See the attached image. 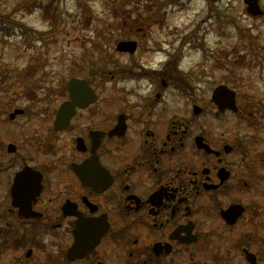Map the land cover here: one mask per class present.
<instances>
[{
  "label": "flooded vegetation",
  "instance_id": "af4514ba",
  "mask_svg": "<svg viewBox=\"0 0 264 264\" xmlns=\"http://www.w3.org/2000/svg\"><path fill=\"white\" fill-rule=\"evenodd\" d=\"M136 40L134 52L116 49L127 66L109 58L114 68L56 86L48 74L0 73V264H264V153L254 149L264 102L242 101L245 78L233 72L263 58L224 50L218 85L235 91L237 109L220 111L180 68L181 47L152 43L140 60ZM72 79L85 87L57 129ZM52 241L62 249L38 251Z\"/></svg>",
  "mask_w": 264,
  "mask_h": 264
},
{
  "label": "rangeland",
  "instance_id": "374dc122",
  "mask_svg": "<svg viewBox=\"0 0 264 264\" xmlns=\"http://www.w3.org/2000/svg\"><path fill=\"white\" fill-rule=\"evenodd\" d=\"M51 1L0 0V14L11 18L8 25L12 28L19 23L25 32L12 28V34L7 35L0 31V73L48 74L56 86L68 75L114 68L109 58L127 66V55L116 54L115 46L119 40L136 38L141 43L140 60L145 47H155L152 43L171 52L173 47H181L180 68L188 71L197 93L204 92L211 101L210 90L227 80L229 61L223 52L238 46L248 54H259L254 59L263 58L254 69L235 66V75L245 78L242 101H250L253 95L254 104L258 99L264 102V16H249L243 0H220L213 6L211 0H132L127 11L120 8L124 0H54L50 10L28 6L31 2L48 6ZM260 4L264 9V0ZM165 58L150 57L154 62ZM254 75L257 82L249 83L248 78ZM103 89H111V83ZM213 122L216 126L221 118L214 115ZM259 133L264 137L263 128ZM254 149L264 153V140L255 143ZM62 247V241L37 246L38 251Z\"/></svg>",
  "mask_w": 264,
  "mask_h": 264
},
{
  "label": "water",
  "instance_id": "95a60500",
  "mask_svg": "<svg viewBox=\"0 0 264 264\" xmlns=\"http://www.w3.org/2000/svg\"><path fill=\"white\" fill-rule=\"evenodd\" d=\"M248 4L247 11L251 15H259L262 14V10L259 6V0H245ZM119 50H129L133 52L136 49V42L135 41H122L118 44ZM213 101L219 106L221 110H224L227 107H236L235 104V93L229 90L226 86H219L214 90L213 93ZM63 109V108H62ZM61 109V112H62ZM65 118L62 115H59L57 118L55 125L57 129H61L65 126ZM78 249V242L70 248V252H74Z\"/></svg>",
  "mask_w": 264,
  "mask_h": 264
},
{
  "label": "trees",
  "instance_id": "16d2710c",
  "mask_svg": "<svg viewBox=\"0 0 264 264\" xmlns=\"http://www.w3.org/2000/svg\"><path fill=\"white\" fill-rule=\"evenodd\" d=\"M211 1H213V0H211ZM132 2V0H128V1H123L122 3H121V5H120V8H121V10H123V11H127L126 10V7H128L127 6V4H129V3H131ZM35 3H37V2H35ZM55 3V1L53 0V1H51L49 4L50 5H48V6H44L43 5V3H37L38 5L36 6V5H34V3H30L31 5H28V6H30V7H38V6H40L41 8H44V9H46V10H50L51 9V4L53 5ZM8 23H9V17L8 16H4V17H1L0 18V30L2 31V30H5L7 33H9L12 29L10 28V27H6L7 25H8Z\"/></svg>",
  "mask_w": 264,
  "mask_h": 264
},
{
  "label": "bare ground",
  "instance_id": "6f19581e",
  "mask_svg": "<svg viewBox=\"0 0 264 264\" xmlns=\"http://www.w3.org/2000/svg\"><path fill=\"white\" fill-rule=\"evenodd\" d=\"M74 112V109H70L69 110V112H68V114H67V119H69L70 118V116H71V114Z\"/></svg>",
  "mask_w": 264,
  "mask_h": 264
}]
</instances>
